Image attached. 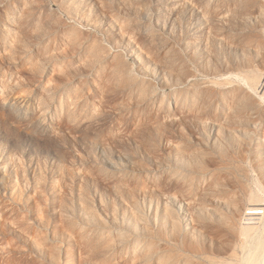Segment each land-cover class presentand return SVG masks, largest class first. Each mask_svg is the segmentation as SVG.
Instances as JSON below:
<instances>
[{
    "label": "rangeland",
    "instance_id": "obj_1",
    "mask_svg": "<svg viewBox=\"0 0 264 264\" xmlns=\"http://www.w3.org/2000/svg\"><path fill=\"white\" fill-rule=\"evenodd\" d=\"M0 264H264V0H0Z\"/></svg>",
    "mask_w": 264,
    "mask_h": 264
}]
</instances>
